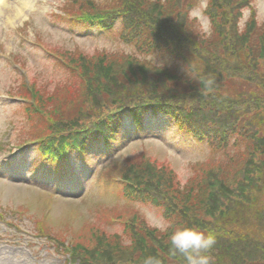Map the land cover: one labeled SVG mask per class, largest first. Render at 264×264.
<instances>
[{
    "label": "trees",
    "instance_id": "trees-1",
    "mask_svg": "<svg viewBox=\"0 0 264 264\" xmlns=\"http://www.w3.org/2000/svg\"><path fill=\"white\" fill-rule=\"evenodd\" d=\"M195 3L69 0L61 14H52L72 28L118 35L137 53L53 49L35 37L68 73L49 88L31 78L27 85L20 76L18 92L9 93L20 98L25 113L17 142L39 143L30 168L43 170L44 180L60 186L79 178L63 149L88 167L89 158L108 154L127 137L126 120L144 132L149 118L164 117L211 148L185 183L146 150L114 156L92 180L116 189L123 202L99 200V219H84L69 234L53 233L49 217L33 219L35 235L54 242L68 263L143 264L155 256L161 264H184L172 255L170 236L188 227L216 234L212 264H264V29L251 23L245 33L237 31L239 10L249 0H211L214 31L207 36L188 19ZM153 54L165 63L146 59ZM54 197L46 196L45 207ZM138 204L158 211L170 224L167 232L150 227ZM115 223L124 226L123 234L107 229ZM124 236L131 246L123 244Z\"/></svg>",
    "mask_w": 264,
    "mask_h": 264
},
{
    "label": "rangeland",
    "instance_id": "rangeland-1",
    "mask_svg": "<svg viewBox=\"0 0 264 264\" xmlns=\"http://www.w3.org/2000/svg\"><path fill=\"white\" fill-rule=\"evenodd\" d=\"M3 2L5 4L0 9V214L5 219L0 218V264H72L67 262V255L54 248V242L35 235L33 219L49 217L47 226L53 233L68 229L66 234H69L70 231H79L84 219H99L94 210L99 200L107 205H114L123 202L124 198L114 188L106 189L95 181L85 179L93 168L110 157V153L106 157L97 156L91 159L90 168L78 162L79 179L59 187L52 181L40 178L39 174L34 177L36 171L30 169V162L38 156L35 148H30L28 153L20 156L21 160L28 157L21 168L17 167L18 159L8 167L4 166L6 150L19 146V136L15 131L18 125L23 126L25 120L23 107L18 101L8 99L7 95L17 93L22 83L20 75L14 70L17 65L11 58L16 57V61L25 67L23 69L29 79L31 77L32 81H38V86L52 87V80H66L68 73L40 49L31 48L36 43L35 37L41 39L49 48L73 51L78 47L88 54L96 50L124 53L137 51L118 35L106 34L97 29L85 31L79 27L71 30L69 23L56 20L52 14L61 13L69 0ZM21 32L26 35H21ZM146 59L159 65L165 63L160 54L149 55ZM124 125L129 133L115 147L116 151L120 150L117 155L121 156L123 153L133 156L146 150L150 157L168 163L182 183L191 177L192 165L203 163L211 156V148L207 144H201L181 133L170 119L149 118L144 132L135 131L129 120ZM11 130L14 132L13 136L10 134ZM74 162L76 163V159ZM50 193L64 197L83 194L84 199L70 201L54 197L52 204L46 209L45 199ZM137 206L150 224L164 220L158 211L149 206ZM103 224L107 225L104 222ZM123 228L119 223L107 226V229L119 234H123Z\"/></svg>",
    "mask_w": 264,
    "mask_h": 264
},
{
    "label": "clouds",
    "instance_id": "clouds-1",
    "mask_svg": "<svg viewBox=\"0 0 264 264\" xmlns=\"http://www.w3.org/2000/svg\"><path fill=\"white\" fill-rule=\"evenodd\" d=\"M211 0H196L195 5L187 13L188 19L193 21L198 30L207 36H211L214 25L207 14ZM255 23L257 28L264 29V0H249L247 6L239 10L236 21L237 31L240 34L248 30V26ZM150 227L161 232H167L170 224L166 220H160L150 224ZM125 246H131L133 241L123 238ZM217 243L216 234L212 231H203L196 228H177L170 236L172 255L179 254L184 264H212L211 250ZM143 264H161V260L155 256L144 259Z\"/></svg>",
    "mask_w": 264,
    "mask_h": 264
},
{
    "label": "bare ground",
    "instance_id": "bare-ground-1",
    "mask_svg": "<svg viewBox=\"0 0 264 264\" xmlns=\"http://www.w3.org/2000/svg\"><path fill=\"white\" fill-rule=\"evenodd\" d=\"M3 4H5V3L3 2V0H0V9H1V7H2Z\"/></svg>",
    "mask_w": 264,
    "mask_h": 264
}]
</instances>
